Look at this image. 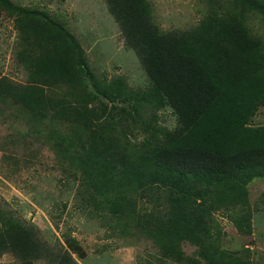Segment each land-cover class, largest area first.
I'll list each match as a JSON object with an SVG mask.
<instances>
[{
    "label": "trees",
    "instance_id": "16d2710c",
    "mask_svg": "<svg viewBox=\"0 0 264 264\" xmlns=\"http://www.w3.org/2000/svg\"><path fill=\"white\" fill-rule=\"evenodd\" d=\"M105 1L149 79L141 101L171 108V130L139 148L98 136L101 98L130 102L126 81L95 75L64 21L10 0L0 8L14 16L28 81L0 76V101L10 99L47 127L87 210L129 222L154 241L160 258L178 257L184 240L207 253L217 213L251 233L247 185L264 177V126L250 124L264 104V39L246 25L245 9L264 18V0H229L239 9L211 12L185 31H162L148 0ZM62 241L48 244L33 224L0 207V255L20 264H79L73 255L86 256L80 242L71 234Z\"/></svg>",
    "mask_w": 264,
    "mask_h": 264
},
{
    "label": "rangeland",
    "instance_id": "374dc122",
    "mask_svg": "<svg viewBox=\"0 0 264 264\" xmlns=\"http://www.w3.org/2000/svg\"><path fill=\"white\" fill-rule=\"evenodd\" d=\"M10 1L64 21L95 75L126 81L133 97L130 102L111 104L101 98L104 112L95 126L98 136L108 135L115 142L139 148L160 140L176 125L171 108L156 109L150 101H141L149 79L135 52L124 44L105 0ZM148 1L162 31L190 30L211 12L239 9L229 0ZM245 22L253 34L264 39L260 14L245 9ZM17 49L14 16L9 9L0 8V76L23 84L28 81V71L18 61ZM9 100L0 101V207L33 224L50 245L63 243V237L71 234L86 253L82 259L73 255L79 264H264V177H255L247 185L253 210L251 233H239L225 215L217 213L210 237L205 239L207 253H200L199 244L184 240L178 257L160 258L161 250L154 241L129 222L118 224L86 209L68 162L62 164L50 147L47 127ZM250 124L264 126V104ZM0 264L20 263L4 253Z\"/></svg>",
    "mask_w": 264,
    "mask_h": 264
}]
</instances>
